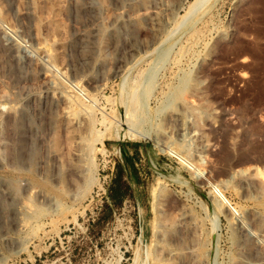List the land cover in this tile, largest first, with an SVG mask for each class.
<instances>
[{
	"label": "rangeland",
	"instance_id": "obj_1",
	"mask_svg": "<svg viewBox=\"0 0 264 264\" xmlns=\"http://www.w3.org/2000/svg\"><path fill=\"white\" fill-rule=\"evenodd\" d=\"M262 170L264 0H0V264H264Z\"/></svg>",
	"mask_w": 264,
	"mask_h": 264
},
{
	"label": "bare ground",
	"instance_id": "obj_2",
	"mask_svg": "<svg viewBox=\"0 0 264 264\" xmlns=\"http://www.w3.org/2000/svg\"><path fill=\"white\" fill-rule=\"evenodd\" d=\"M74 9V8H73ZM73 11H75V10H73ZM77 11V10H76ZM150 12V14H151V19H153L154 18V16L155 15H153L154 14V10H150L149 11ZM80 13H81V11H80ZM17 66H18V64H17ZM16 71H19L20 72V69H18V67H15L14 68ZM125 81V80H124ZM128 113H130V112H128ZM127 113V114H128ZM176 114V113H175ZM178 114V113H177ZM30 117H28V114H25L24 115V117H23V119L22 120H19L16 124H15V127H16V129L17 128H19L20 130L22 129V130H24V129H26V127H28V124H31V120L29 119ZM178 118V117H177ZM173 119H175V118H173ZM127 120V119H126ZM129 123H130V121H128ZM173 122H174V120H173ZM175 122H176V119H175ZM134 124V123H133ZM174 124V126H176V123H173ZM179 124V123H178ZM181 125V124H180ZM170 126H171V124H170ZM178 126V125H177ZM176 126V127H177ZM172 128H173V126H172ZM183 128V127H182ZM181 128V129H182ZM15 129V130H16ZM18 129V130H19ZM134 129V128H133ZM132 129V130H133ZM175 129H177V128H175ZM179 129V128H178ZM177 129V130H178ZM171 130V129H170ZM136 131V130H135ZM134 131V134L136 135V136H140V135H143L142 133H140V132H135ZM172 132V131H171ZM178 133H176L175 135H177ZM25 135V134H24ZM130 135V134H129ZM135 136V137H136ZM178 136V135H177ZM148 137V136H147ZM32 139V138H31ZM134 139V138H133ZM34 140L35 139H32L31 141H29V143H23L21 146H20V148L18 149L17 147L16 148H14V152H17V151H19V152H24V157L22 158V160L23 161H26V162H28V163H31L32 162V160L34 159V157L36 156V154H37V149H36V146H35V143H34ZM130 140V139H129ZM205 145V143L203 144V146ZM15 147V146H14ZM210 147V146H209ZM208 147V148H209ZM165 148H168V146L166 147L165 146ZM204 148V147H203ZM168 151L169 152H174V153H176L177 154V156L182 160V162L184 163V164H186V165H188V167L189 168H191V169H193L194 170V172L198 175V176H200V178H201V176L203 177V175H202V171L200 170V168L197 166H195L189 159H187L185 156H183V155H181V154H179V153H177V152H175V151H173L172 149H170V148H168ZM211 151V150H210ZM18 152V153H19ZM17 153V154H18ZM16 155V154H15ZM21 155H22V153H21ZM20 157V156H19ZM17 158H18V156H17ZM19 159V158H18ZM21 159V158H20ZM19 159V160H20ZM243 169V168H242ZM246 169V168H245ZM240 171H244V170H240ZM260 174H262V175H264V170H262V171H260ZM197 177V176H196ZM205 177V176H204ZM205 179H206V177H205ZM202 182V181H201ZM211 187H212V189L214 190V191H216L219 195H221L222 196V193L220 192V190L216 187V185L215 184H211ZM156 193V192H155ZM249 195V194H248ZM152 207V206H151ZM154 208H156V207H154ZM153 211V210H152ZM160 212V211H159ZM158 212V213H159ZM157 212H155V214H156ZM159 216V215H158ZM242 215H240V217H241ZM238 218H239V216H238ZM237 219V218H236ZM241 219H244V218H242L241 217ZM240 220V219H239ZM238 220V221H239ZM245 220V219H244ZM243 220V221H244ZM241 221V220H240ZM242 222V221H241ZM159 223V222H158ZM156 224V223H155ZM159 225L160 224H158V227H159ZM248 226V225H247ZM157 227V226H156ZM158 231H159V229H157ZM260 231V230H259ZM253 232V231H252ZM262 232V231H261ZM260 232V233H261ZM256 234V233H255ZM264 234V233H263ZM155 235V234H154ZM261 235V234H260ZM157 236V235H156ZM262 236V235H261ZM157 238H159L158 236H157ZM264 242V240L262 239V243ZM170 244H171V242H170ZM264 244V243H263ZM172 246V245H171ZM188 248V247H187ZM173 251H174V249H171L169 252H168V257L169 256H171V255H174V253H173ZM179 252V251H178ZM178 256V255H177ZM164 260V259H163ZM263 260V259H262ZM260 258H259V262H257V263H260L261 261H262ZM257 261V260H256ZM255 261V262H256ZM165 262V261H164ZM263 262V261H262ZM167 263V262H166ZM175 263V262H174ZM165 264V263H164Z\"/></svg>",
	"mask_w": 264,
	"mask_h": 264
},
{
	"label": "crops",
	"instance_id": "obj_3",
	"mask_svg": "<svg viewBox=\"0 0 264 264\" xmlns=\"http://www.w3.org/2000/svg\"><path fill=\"white\" fill-rule=\"evenodd\" d=\"M117 149L119 153L118 164H116V167L118 166L116 171L117 174L120 172H123L124 175L128 174L125 165L128 166V169H133L134 173L139 175L141 174L144 165L145 167L152 166L150 150L143 144H120Z\"/></svg>",
	"mask_w": 264,
	"mask_h": 264
},
{
	"label": "trees",
	"instance_id": "obj_4",
	"mask_svg": "<svg viewBox=\"0 0 264 264\" xmlns=\"http://www.w3.org/2000/svg\"><path fill=\"white\" fill-rule=\"evenodd\" d=\"M110 196H111V199H112V200H116V198H115V197H116L117 195H116L115 193H114V194H112V195L110 194Z\"/></svg>",
	"mask_w": 264,
	"mask_h": 264
}]
</instances>
